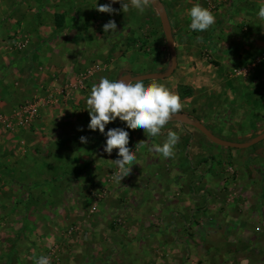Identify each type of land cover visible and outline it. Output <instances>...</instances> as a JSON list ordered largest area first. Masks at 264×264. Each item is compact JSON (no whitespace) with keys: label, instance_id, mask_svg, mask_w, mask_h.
Here are the masks:
<instances>
[{"label":"crops","instance_id":"obj_1","mask_svg":"<svg viewBox=\"0 0 264 264\" xmlns=\"http://www.w3.org/2000/svg\"><path fill=\"white\" fill-rule=\"evenodd\" d=\"M160 1L171 23L178 68L168 79L144 83L164 84L177 93L183 104L179 113L218 138L250 142L249 136L222 133L254 134L252 127L264 119V65L247 70L264 54L262 0ZM96 3L0 0V262L32 264L38 257V231L62 228L47 217L67 205L68 222L76 220L75 214L90 208L88 192L103 185L109 199L100 205V217L87 224L83 245L67 246L77 252L65 258L67 264H264V141L234 151L243 166L232 182L212 158L233 149L214 144L197 129L168 122L160 134L147 137L139 127L128 128L136 165L119 183L115 177L109 182L119 157L118 149L104 151L105 134L127 125L117 118L105 134L90 130V90L101 77L164 73L171 58L154 6L146 3L141 13L129 1L126 11L122 3L111 5L109 15L99 13ZM195 3L215 7L210 10L215 23L206 31L189 28L187 10ZM103 4L108 3L98 0ZM109 20L117 33L103 32ZM20 42L24 46L17 49ZM138 55L157 59L156 65L132 67L130 59H143ZM89 72L84 89L42 108L32 128L10 131L1 122L23 103ZM180 87L193 95L182 98ZM169 131L180 138L174 156L150 151L154 143L165 142ZM200 177L201 187L195 183ZM176 186L180 193L174 197ZM121 215L127 227L117 224ZM140 220L151 227H139ZM126 230L135 235L129 237ZM157 245L163 247L161 256Z\"/></svg>","mask_w":264,"mask_h":264},{"label":"clouds","instance_id":"obj_2","mask_svg":"<svg viewBox=\"0 0 264 264\" xmlns=\"http://www.w3.org/2000/svg\"><path fill=\"white\" fill-rule=\"evenodd\" d=\"M118 0H110V3L98 5L95 9L99 13L113 14L112 4ZM133 5L139 12L144 11L147 0H132ZM128 0L122 3V11H126ZM190 18L189 28L196 32L208 30L216 20L215 15L200 3H195L187 10ZM258 16L264 19V0H262ZM103 32L111 35L117 33L115 21L109 20L103 26ZM67 58V57H66ZM89 106L90 130H99L105 134V127L119 118L120 121L126 122L127 128L115 127L110 128L106 135V144L104 151L111 154L113 149H118V159L113 163L116 166V181L119 183L121 178L126 176L136 159V150L132 151L129 147L128 128L137 127L147 133V137H155L160 134L161 129L170 121L173 115L179 113L183 104L179 95L171 91L164 84L150 83L145 84L142 79H135L129 76H123L118 79H109L101 77L98 83H94L86 101ZM179 136L172 131L168 132L167 139L163 144H153L150 151L161 154L164 158L174 156L175 146L179 142ZM81 143H86V138H80ZM146 142H141L139 145ZM34 264H51V259L47 255H41L34 258Z\"/></svg>","mask_w":264,"mask_h":264},{"label":"rangeland","instance_id":"obj_3","mask_svg":"<svg viewBox=\"0 0 264 264\" xmlns=\"http://www.w3.org/2000/svg\"><path fill=\"white\" fill-rule=\"evenodd\" d=\"M139 47V46H138ZM140 51L142 47H139ZM147 49V47H146ZM149 49V48H148ZM147 49V50H148ZM141 55H138V57H140ZM141 58H143L140 61H137L136 59H130V62H135L132 63V67H140L141 69H148L147 67H152L156 65L157 59L154 60L151 59L150 61H145V56L142 55ZM140 58V59H141ZM171 68V63L167 65L166 69L164 72L168 71ZM191 127V126H189ZM236 127H230V128H224L227 131H232V130H236L238 129ZM193 128V127H192ZM254 134H250V135H246V134H237V133H222L223 136L225 137H237L238 135L241 136H249L250 139H253L261 134L264 133V119L261 120L259 122V126L257 127H252ZM195 129V128H193ZM257 131V132H256ZM261 132V133H258ZM133 151V150H132ZM135 151V150H134ZM230 151V152H229ZM234 151H239V150H224L222 149V153L221 155H217L216 157H213L212 159L217 162L218 168L220 169V173L223 174V176L225 175V179H229L232 180V182H236V180H238V176L240 174V172L242 171V164L243 161L240 160L238 161L239 158H237L236 156L233 155V153H236ZM231 153V154H229ZM116 168L113 169L109 174V182L114 180V177L116 175L115 172ZM201 175L203 174L202 172H200ZM205 173V172H204ZM119 175H124V173L120 172L118 173ZM123 179V177H122ZM201 179V177L199 178V180ZM192 182L194 183V179L192 180ZM198 183L196 185H200L199 187H201L204 183H202V181L200 180L199 182H195ZM194 183V184H195ZM227 181H226V185H227ZM174 192V197H176L179 193H180V187L176 186L173 188ZM177 190V191H176ZM107 192V186H101V188H97V189H91L90 192H88V200L90 202V208L89 210H87V212H81V214H75L76 220L71 221L70 223L68 222V214H66V210L67 208H69L67 205H64V207H62L60 209L59 212L53 214L52 216H48V222L50 223H55L56 220L58 221L59 225L62 227L61 229H56L53 230L50 227L48 228H43L42 230L40 229V231H38V239H39V244H38V257L41 255H47L50 257L51 259V264H67L65 263V258L69 255V254H77L76 251H69V248L67 247L68 245H71L72 243L75 244V242H77V245H83V233L85 231V228L87 226V224L91 221V220H97L99 216V209H100V205L103 204L104 201H106L107 199H109L108 197L110 196V193L108 195H106ZM179 192V193H178ZM172 192L171 194H169V198L170 200H172ZM134 196V194H133ZM134 198V197H133ZM136 201V200H135ZM80 202V201H79ZM47 216V215H46ZM117 224L120 227H127V223H126V218L123 217L121 215V217L116 220ZM140 224H138L139 227L142 228V226L144 227H151L148 225V223L140 220L139 222ZM161 223V222H160ZM151 225H156V224H151ZM161 225V224H159ZM126 232L128 234H130L129 230H126ZM137 233V232H135ZM134 232L132 231L131 234L129 235V237L134 236ZM178 245V244H177ZM162 250L163 247L161 245H157L155 247V252L158 253L159 256L162 255ZM80 251H78L79 253ZM36 257V258H38ZM0 264H11L10 262H6V263H1ZM17 264V263H14ZM32 264H34V261L32 262Z\"/></svg>","mask_w":264,"mask_h":264},{"label":"water","instance_id":"obj_4","mask_svg":"<svg viewBox=\"0 0 264 264\" xmlns=\"http://www.w3.org/2000/svg\"><path fill=\"white\" fill-rule=\"evenodd\" d=\"M103 1L106 3H110V0H103ZM129 1H132V0H128V2ZM123 2L124 0H118L117 3H114L112 5H117ZM147 3L154 6L159 15L162 28L164 31L165 39L167 42V46L169 49V53H170L171 68L164 73H153V74H147V75H141V76L126 75V76H129V78L133 77L135 79H142L143 82L168 79L175 73V71L178 68L177 51L175 47L171 23H170L166 8L160 0H147ZM169 122H175L178 124L191 126L197 129L204 136H206L210 141H212L214 144L220 147L238 149V150H246L264 141V133L255 137L248 143H234V142L222 140L218 138L217 136H215L204 124H202L199 121H196L192 116L184 114V113L173 115V117L170 119Z\"/></svg>","mask_w":264,"mask_h":264},{"label":"built area","instance_id":"obj_5","mask_svg":"<svg viewBox=\"0 0 264 264\" xmlns=\"http://www.w3.org/2000/svg\"><path fill=\"white\" fill-rule=\"evenodd\" d=\"M215 7L211 6L210 10H213ZM24 43L20 42L15 45L17 49H22ZM264 65V54L260 57L254 59L252 63L248 65L247 70L253 69L255 67ZM92 72V71H91ZM91 75L89 72L88 75L82 74L79 76L73 84L68 85L67 87L60 88L59 90L53 89L47 91L48 94L42 98H35L33 100L27 101L20 105L13 113V115L7 119H2L1 122L6 126L10 131H16L20 129H30L34 126L37 121L40 110L49 106H56L65 99L67 93L71 90H82L85 88L86 81Z\"/></svg>","mask_w":264,"mask_h":264},{"label":"trees","instance_id":"obj_6","mask_svg":"<svg viewBox=\"0 0 264 264\" xmlns=\"http://www.w3.org/2000/svg\"><path fill=\"white\" fill-rule=\"evenodd\" d=\"M180 95L182 98H185L187 96H192L193 95V90L189 88H182L180 87Z\"/></svg>","mask_w":264,"mask_h":264}]
</instances>
